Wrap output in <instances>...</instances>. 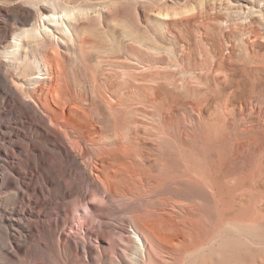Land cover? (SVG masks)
<instances>
[{
    "label": "rangeland",
    "instance_id": "rangeland-1",
    "mask_svg": "<svg viewBox=\"0 0 264 264\" xmlns=\"http://www.w3.org/2000/svg\"><path fill=\"white\" fill-rule=\"evenodd\" d=\"M49 18L88 39L59 44L68 83L95 97L110 143L119 121L124 169L111 191L66 173L0 79V161L23 182L0 215L30 226L0 233V264H264V0H0V66L20 83L43 49L14 33Z\"/></svg>",
    "mask_w": 264,
    "mask_h": 264
},
{
    "label": "bare ground",
    "instance_id": "bare-ground-1",
    "mask_svg": "<svg viewBox=\"0 0 264 264\" xmlns=\"http://www.w3.org/2000/svg\"><path fill=\"white\" fill-rule=\"evenodd\" d=\"M4 14L15 20L14 24L17 28L29 25V12L25 9L9 6L4 8ZM46 22L42 23V27L32 26L31 29H20V32L14 33L13 36L17 48H21L28 39H31V43L37 44L40 49H43V73L35 75L34 72L30 74L29 71L24 73L26 84H30L31 81L33 84V87L29 89L30 87L25 82L20 83L18 81L20 77L11 78L9 71L0 66V79L4 82L1 89L10 104L21 107L28 104L22 110V116L25 117L27 123L20 120L21 123L26 124L34 134L46 138L53 137L54 143L59 145L60 150L58 151L56 148L54 152H56L62 169L66 173L75 176L76 171L80 170L84 178L82 180L86 184H92L88 177L91 174L100 180L101 187L111 191L116 181L112 174L120 176V171L124 169L120 158L112 159L113 156L122 155V140L119 132H117L119 121L117 119L113 121L114 129L117 131L110 143L107 141L108 137H104L107 124L103 120L104 113L97 111L95 102L97 100L95 97L90 99L87 93L78 96L71 90L66 74V61L59 50V44L65 45L68 39L78 41L81 45L86 43L88 39H80L76 35L73 25L65 23L63 18H49ZM48 25L51 28L47 27ZM2 29L5 35L9 34L10 27L8 25L2 24ZM46 41L53 45L47 46ZM28 63L29 57L26 55V59L21 63L22 68L25 69ZM22 73H19L18 76ZM116 105L117 103L107 105L110 113L116 110ZM62 138L65 141H62ZM83 143L89 147L90 155L94 156L91 159V165L83 159L84 156L88 155L87 149H84L83 152H76ZM0 157H2L1 152ZM2 162L7 165V161L3 160ZM76 180L72 179L71 181L73 189L77 188ZM22 184L23 182L14 178L9 169L2 166L0 161V197L8 192V187L14 186L16 189H20ZM78 195L81 199L86 197L84 192H80ZM108 198L111 199L110 196ZM51 203L54 204V202ZM87 209L88 206H84L83 210L86 211ZM0 222H5L7 225V227H0V233H4L15 240H20V236H23L22 231H16V234L10 229L28 231L30 227L24 222L21 225L19 219L14 215L9 217L0 215Z\"/></svg>",
    "mask_w": 264,
    "mask_h": 264
}]
</instances>
